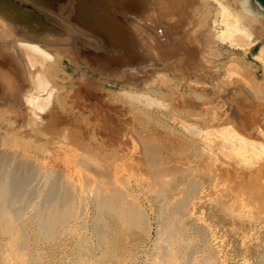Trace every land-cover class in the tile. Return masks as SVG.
Segmentation results:
<instances>
[{"label": "rangeland", "instance_id": "obj_1", "mask_svg": "<svg viewBox=\"0 0 264 264\" xmlns=\"http://www.w3.org/2000/svg\"><path fill=\"white\" fill-rule=\"evenodd\" d=\"M207 3L209 16L178 5L167 18L157 0H0V142L59 170L88 159L140 206L123 226L87 193L58 245L26 222L36 264H264V19L224 41Z\"/></svg>", "mask_w": 264, "mask_h": 264}, {"label": "bare ground", "instance_id": "obj_2", "mask_svg": "<svg viewBox=\"0 0 264 264\" xmlns=\"http://www.w3.org/2000/svg\"><path fill=\"white\" fill-rule=\"evenodd\" d=\"M214 1V0H213ZM228 1V0H227ZM230 1V0H229ZM228 1V2H229ZM209 2V1H208ZM218 7L215 12V20H220L223 28L221 29L218 37L224 41H232L236 44V41L240 38L250 34L248 31L252 25L251 17L249 15L263 18L264 19V6L259 3L257 0H233L235 7L232 8L228 3L226 4L223 0H216ZM184 3V4H183ZM215 3V2H214ZM192 4V5H190ZM185 7L192 11V14L197 16L202 12L205 15L209 16L208 13L211 11L210 4L207 3V0H202L196 6L194 5V0H157L158 11L162 10L161 15L164 17H172V7L176 6ZM234 5V4H232ZM216 7V6H215ZM215 11V10H214ZM211 15V14H210ZM202 16V15H201ZM204 16V15H203ZM206 16V17H207ZM214 17V16H213ZM202 18V17H201ZM187 19V18H186ZM204 19V18H203ZM199 20V19H197ZM196 20V21H197ZM207 19H205L206 21ZM259 20V19H258ZM193 21V20H192ZM257 21V20H256ZM193 23V22H192ZM196 23V22H195ZM198 23V22H197ZM264 25L263 23H261ZM200 25V24H199ZM262 27V26H261ZM264 30V27H262ZM260 30V29H259ZM263 32V31H262ZM261 32V33H262ZM264 34V33H263ZM242 40V39H241ZM243 41V40H242ZM246 41V40H245ZM232 43V44H233ZM31 56L33 54L36 57L34 60L40 61L39 56L42 59H50L52 54L42 48L39 44L30 43ZM30 56V54L28 55ZM32 58V57H29ZM38 58V59H37ZM52 58V57H51ZM42 61V60H41ZM37 63V62H36ZM46 75V74H45ZM39 78V77H37ZM45 79V78H44ZM46 84L39 79L40 89H44ZM48 94V93H47ZM141 96V95H140ZM137 99V98H136ZM33 100V99H32ZM51 100V99H50ZM138 101V100H137ZM153 101V100H152ZM150 101V102H152ZM35 104L34 101H32ZM45 102V101H44ZM45 103H43L44 105ZM45 106V105H44ZM39 129V128H38ZM58 132V131H57ZM52 133V132H51ZM91 133V132H90ZM83 140V138H82ZM5 143V141H4ZM8 143V142H7ZM15 145V144H14ZM13 145V146H14ZM8 146V145H7ZM4 146L0 142V238L3 239L2 251L0 250V261L2 264L5 263H27V264H36L37 259L41 257H29L27 248L29 244L28 233L26 222L31 221L36 225L37 234L40 235L47 242H52L59 240L58 238L62 234L73 233L76 230H79L81 223V218H84L82 215L84 213V199L86 198L87 193H92L97 199V204L100 210H107L110 212V215L116 216L119 220L122 221V225L131 226L132 224L137 223V209L133 204L126 203L124 198H116L117 196V187H115L107 176L108 174L105 171L97 169L94 165L87 159H77L81 160L82 168L86 172H78L65 170V169H56L55 164L53 167H50L46 164H41L28 154L9 147ZM22 150L26 147L22 145ZM12 147V146H11ZM84 147V146H83ZM86 147V146H85ZM30 148V147H28ZM21 150V149H20ZM29 150V149H28ZM27 152H30L28 151ZM26 152V151H25ZM41 152V151H40ZM135 152V151H134ZM31 153V152H30ZM90 153V152H89ZM129 153V152H128ZM123 155V154H122ZM36 156V155H35ZM34 156V157H35ZM69 156V155H68ZM67 156V157H68ZM75 156V155H72ZM71 156V157H72ZM84 157V156H82ZM39 158V157H38ZM37 158V159H38ZM76 158V157H75ZM75 158L73 161H75ZM114 159V157H113ZM76 160V161H77ZM101 160V159H99ZM115 160V159H114ZM118 160V159H117ZM72 161V160H71ZM55 162V161H54ZM79 162V161H78ZM102 162V161H101ZM114 162V161H113ZM53 163V162H52ZM80 163V162H79ZM118 163V162H117ZM117 163L115 165H117ZM73 164V163H72ZM80 164V165H81ZM103 164V163H101ZM100 164V165H101ZM119 164V163H118ZM165 164V163H164ZM71 165V164H70ZM75 165V164H74ZM73 165V166H74ZM78 165V164H77ZM147 165V164H146ZM145 165V166H146ZM96 166V165H95ZM107 167V165H104ZM109 166V165H108ZM114 166V165H111ZM131 166V165H130ZM133 166V165H132ZM131 166V167H132ZM72 167V166H71ZM75 167V166H74ZM72 167V168H74ZM79 167V165H78ZM100 167V166H99ZM116 167V166H115ZM118 167V166H117ZM127 167V166H126ZM129 167V166H128ZM147 167V166H146ZM64 168V167H63ZM102 168V167H101ZM111 168V167H110ZM119 169V168H118ZM137 169V168H136ZM108 170V169H107ZM143 170V169H142ZM150 170V169H149ZM92 171L95 175V178L90 177ZM110 171V170H109ZM108 172V171H107ZM142 172V171H141ZM109 173V172H108ZM127 173V172H126ZM135 173V171H134ZM161 173V172H160ZM172 173V172H171ZM115 174V173H114ZM154 174V173H153ZM111 174H109L110 176ZM134 175V174H133ZM170 175V174H169ZM116 176V175H115ZM118 176V175H117ZM131 176V173H130ZM158 176V175H157ZM108 179H104V178ZM120 177V176H119ZM136 177V176H135ZM162 177V176H161ZM124 178V176H123ZM149 178V177H148ZM102 179H104L103 182ZM122 179V178H121ZM138 179V178H136ZM141 178H139L140 180ZM114 180V179H113ZM129 180V179H128ZM144 180V178L142 179ZM141 180V181H142ZM148 180V179H147ZM116 181V180H115ZM114 181V182H115ZM120 182V180H117ZM124 181V180H123ZM145 181V180H144ZM154 181V180H153ZM118 182V183H119ZM122 182V181H121ZM128 182V181H124ZM140 182V181H139ZM150 183V182H148ZM153 183V182H152ZM164 183V182H163ZM129 185V184H128ZM151 186V185H150ZM150 186L147 187L150 190ZM154 186V185H153ZM152 186V188H153ZM163 186V185H162ZM121 187V186H120ZM156 187V186H155ZM193 187V186H192ZM122 188V187H121ZM119 189V188H118ZM143 189V188H142ZM154 189V188H153ZM157 189V188H155ZM194 189V188H193ZM152 190V189H151ZM119 191V190H118ZM121 190L120 192H122ZM119 196H123L121 193ZM141 192V191H140ZM89 195V194H88ZM127 195V194H126ZM130 196V195H129ZM89 197V196H88ZM128 197V196H127ZM92 198V197H91ZM90 198V199H91ZM129 198V197H128ZM93 199V198H92ZM127 201V200H126ZM89 202V201H88ZM132 202V201H131ZM135 202V201H134ZM177 202V200H176ZM87 203V202H86ZM93 203V202H92ZM172 204V203H171ZM168 205V203H167ZM175 205V204H174ZM96 207V204H95ZM169 208V207H168ZM172 209V208H171ZM139 210V209H138ZM174 210V209H173ZM97 211V210H96ZM140 211V210H139ZM142 211V210H141ZM162 211V210H161ZM181 211V210H180ZM104 212V211H102ZM101 212V213H102ZM143 212V211H142ZM141 212V213H142ZM164 212V211H163ZM183 212V211H182ZM100 213V212H99ZM180 213V212H179ZM145 214V213H144ZM160 214V213H159ZM164 214V213H162ZM99 215V214H98ZM103 215V214H102ZM101 215V216H102ZM105 216V215H104ZM141 217V215H139ZM86 217V214H85ZM106 217V216H105ZM110 217V216H109ZM144 217V216H142ZM104 218V217H103ZM86 219V218H85ZM96 219V217H95ZM110 219V218H109ZM117 219V220H118ZM142 219V218H141ZM94 220V219H93ZM99 220V219H98ZM107 220H105L106 222ZM142 221V220H141ZM144 221V220H143ZM164 221V220H163ZM30 222V224H31ZM82 222V221H81ZM84 222V221H83ZM89 222V221H88ZM104 222V223H105ZM91 223V222H89ZM99 223V222H98ZM109 222H107L108 224ZM113 223V222H112ZM171 223V222H170ZM83 224V223H82ZM101 224V223H100ZM103 224V223H102ZM106 224V225H107ZM143 224V223H142ZM33 225V224H32ZM94 225V224H93ZM105 225V224H104ZM121 225V226H122ZM139 225V222H138ZM168 225V224H167ZM96 226V225H94ZM103 226V225H102ZM134 226V225H133ZM135 226H137L135 224ZM134 226V227H135ZM141 225H139L140 227ZM84 227V226H83ZM82 227V228H83ZM98 227V224H97ZM107 227V226H105ZM126 227V226H125ZM165 227V226H164ZM33 228V227H32ZM95 228V227H93ZM99 228V227H98ZM108 228V227H107ZM111 228V227H110ZM131 229V227H129ZM133 228V227H132ZM166 228V227H165ZM101 227L99 228V230ZM129 229V230H130ZM141 229V227L139 228ZM143 229V228H142ZM167 229H169L167 227ZM103 230V229H102ZM101 230V231H102ZM106 230V229H105ZM132 230V229H131ZM162 230V229H161ZM93 231H96L93 230ZM100 231V232H101ZM104 231V230H103ZM103 231L100 233L102 234ZM110 231V230H109ZM112 231V230H111ZM121 231V230H120ZM135 231V230H134ZM28 232V233H27ZM35 232V231H34ZM33 232V233H34ZM105 232V231H104ZM127 232V231H126ZM131 232V231H129ZM176 232V230H175ZM78 233V232H77ZM107 233V232H106ZM109 233V232H108ZM123 233V232H121ZM128 233V232H127ZM162 233V232H161ZM169 233V232H168ZM172 233V232H171ZM170 233V235H171ZM174 233V232H173ZM172 233V235H173ZM177 233V232H176ZM82 234V233H80ZM114 234V232H113ZM125 234V233H124ZM129 234V233H128ZM179 234V233H178ZM36 235V233H35ZM83 235V234H82ZM87 235V234H86ZM105 235V234H104ZM116 235V234H115ZM170 235L168 238H170ZM34 235H32L33 237ZM64 236V235H63ZM71 236V235H70ZM78 236V235H77ZM81 236V235H80ZM108 236V235H107ZM113 236V235H112ZM178 236V235H177ZM176 236V237H177ZM180 236V234H179ZM86 237V236H85ZM126 237V236H125ZM172 237V236H171ZM31 238V237H30ZM38 238V237H37ZM62 238V237H60ZM64 238V237H63ZM62 238V239H63ZM67 238V237H66ZM106 238V237H105ZM104 238V239H105ZM167 238V239H168ZM175 238V237H174ZM70 239V238H69ZM79 239V238H78ZM89 239V238H87ZM103 239V240H104ZM119 239V238H118ZM166 239V241H167ZM173 239V238H172ZM176 239V238H175ZM182 239V238H181ZM38 240V239H36ZM73 240V239H72ZM84 240V239H83ZM102 240V241H103ZM107 240V238H106ZM112 240V238H111ZM122 240V239H121ZM192 240V239H191ZM42 241V239H41ZM67 241V240H65ZM88 241V240H87ZM91 241V240H90ZM100 241V240H99ZM113 241V240H112ZM172 241V240H171ZM177 241V240H176ZM181 241V240H180ZM31 242V241H30ZM33 242V241H32ZM58 242V241H57ZM57 242L55 244H57ZM61 242V241H60ZM69 242V241H68ZM82 242V241H81ZM86 242V241H85ZM84 242V244H85ZM105 242V241H104ZM110 242V241H109ZM118 242V241H116ZM114 242V243H116ZM179 242V241H178ZM34 243V242H33ZM43 245V242H41ZM40 243V245H41ZM91 243V242H90ZM89 243V245H91ZM102 243V242H101ZM111 243V242H110ZM168 243V242H167ZM171 243V242H169ZM176 243V242H175ZM32 244V243H31ZM53 244V243H52ZM71 244V243H69ZM79 244V243H78ZM117 244V243H116ZM174 244V243H173ZM36 245V243H35ZM47 245V244H46ZM50 245V244H49ZM58 245V244H57ZM67 245V244H66ZM72 245V244H71ZM80 245V244H79ZM82 245V244H81ZM80 245V246H81ZM88 245V246H89ZM93 245V244H92ZM100 243L98 244V246ZM113 245V244H112ZM177 245V243H176ZM175 245V246H176ZM33 246V245H32ZM56 246V245H55ZM53 246L52 248H54ZM88 246H86L88 248ZM104 246V245H103ZM108 246V245H107ZM30 247V246H29ZM48 247V246H47ZM51 247V246H50ZM58 247V246H57ZM68 247V246H67ZM72 247V246H71ZM82 247V246H81ZM100 247V246H99ZM114 247V246H113ZM167 247V245H166ZM39 248V247H38ZM42 248H44L42 246ZM51 248V249H52ZM56 248V247H55ZM60 248V247H59ZM70 248V247H69ZM68 248V251H69ZM75 248V247H74ZM77 248V247H76ZM79 248V247H78ZM77 248V249H78ZM85 248V247H84ZM91 248V246L89 247ZM93 248V247H92ZM112 248V246H111ZM50 249V251H51ZM65 249V247H64ZM67 249V248H66ZM76 249V250H77ZM82 249V248H81ZM117 249V248H116ZM119 249V248H118ZM117 249V250H118ZM168 249V247H167ZM166 249V250H167ZM178 249V248H177ZM29 250V249H28ZM54 250V249H53ZM175 249H172V251ZM4 251V252H3ZM43 252V250H41ZM63 251V250H62ZM74 251V250H73ZM167 250L166 252H170ZM3 252V253H2ZM37 252V251H36ZM88 252V249L85 250V253ZM103 252V251H101ZM100 252V253H101ZM164 252V251H163ZM44 253V252H43ZM46 253V251H45ZM54 253V252H53ZM66 254V252H64ZM93 253V252H92ZM108 253V252H107ZM113 253V252H112ZM34 254V253H33ZM37 254V253H36ZM47 254V253H46ZM49 254V252H48ZM68 254V253H67ZM83 254V253H82ZM103 254V253H102ZM118 254V253H117ZM166 254V253H165ZM162 254V255H165ZM38 255H40L38 253ZM54 255V254H53ZM61 255V254H60ZM64 255V254H63ZM73 255V254H71ZM78 255V254H77ZM80 255V253H79ZM78 255V256H79ZM85 255V254H84ZM114 255V254H113ZM36 256V255H35ZM42 256V255H40ZM68 256V255H67ZM70 256V255H69ZM88 256V254H87ZM104 256V257H103ZM101 258L108 257V254H104ZM115 256V255H114ZM117 256V255H116ZM168 256V255H167ZM51 257V255H50ZM61 257V256H60ZM75 257V256H73ZM72 257V258H73ZM91 256H89L90 258ZM171 256H168V258ZM209 257V256H208ZM47 258V257H46ZM59 258V257H58ZM87 258V257H86ZM94 258V257H93ZM98 258V256L96 257ZM42 259L43 256H42ZM55 259V258H54ZM57 259V257H56ZM60 259V258H59ZM107 259V258H106ZM109 259V258H108ZM67 260V259H65ZM72 260V259H71ZM74 260V258H73ZM76 264H88L84 256H80L76 259ZM88 260V259H87ZM95 260V259H94ZM92 260V261H94ZM101 260V259H100ZM114 260V259H113ZM49 261V260H48ZM47 261V262H48ZM55 261V260H54ZM58 261V260H57ZM75 261V260H74ZM90 261V260H89ZM97 261V260H96ZM103 261V260H102ZM112 261V260H111ZM71 262V261H70ZM95 262V261H94ZM115 262V260H114ZM24 263V264H25ZM39 263V262H38ZM52 263V262H51ZM55 263V262H54ZM63 263V262H62ZM61 263V264H62ZM97 263V262H96ZM99 263V262H98ZM104 263V262H103ZM109 263V262H108ZM40 264V263H39ZM68 264V263H67ZM72 264H74L72 262ZM95 264V263H93ZM203 264V263H202Z\"/></svg>", "mask_w": 264, "mask_h": 264}, {"label": "water", "instance_id": "obj_3", "mask_svg": "<svg viewBox=\"0 0 264 264\" xmlns=\"http://www.w3.org/2000/svg\"><path fill=\"white\" fill-rule=\"evenodd\" d=\"M257 1L264 6V0H257Z\"/></svg>", "mask_w": 264, "mask_h": 264}]
</instances>
